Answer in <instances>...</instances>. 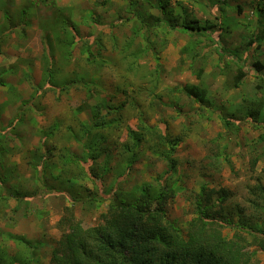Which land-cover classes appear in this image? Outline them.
<instances>
[{"label":"rangeland","instance_id":"374dc122","mask_svg":"<svg viewBox=\"0 0 264 264\" xmlns=\"http://www.w3.org/2000/svg\"><path fill=\"white\" fill-rule=\"evenodd\" d=\"M29 1L0 0V134L6 147L0 176L8 177L7 190H37L38 194L29 204L6 195L9 193L2 195L7 199L0 211V264H50L63 234L56 223L70 214L84 226L100 223L111 195L104 191L107 187L128 193L131 187L143 184L157 187L166 182L179 187L166 205V219L183 237L195 217L201 187L214 197L228 191L222 206L212 209L216 217L233 222L241 214L249 222L264 223V120L252 121L241 112V106H249L253 100L264 101V0H230L227 5L222 0H215L216 5L210 0H148V25L134 18L136 8L131 11L128 4L132 0H106L105 4H98L100 0H49L37 3V8ZM163 4L173 13L171 26L163 21ZM25 6L26 14L20 20L18 10ZM238 7L246 12L245 31L225 30L222 25V33L216 28L198 36L180 26L186 17L201 24L218 25L223 20L228 27L243 19ZM157 17L162 22L152 25ZM55 18L57 32L64 19L76 27L78 37L64 57L49 42V60L43 50L42 28ZM255 35L259 39L250 44ZM96 41L103 47L101 70L84 59L86 44L94 50ZM223 59L228 67L220 62ZM254 63L262 67L258 69ZM48 67L53 71L51 80L43 76ZM238 67L243 77L240 86L233 88ZM99 82L102 89L97 87ZM128 83L139 87L141 95L129 98L115 93L117 86ZM187 84L205 88L208 102L201 106L187 98L181 92ZM258 85L261 89L256 90ZM101 102L109 104L105 119L120 122L117 127L92 132L108 138L102 146L112 155L120 153L110 158L98 183L86 177L76 181L89 189L95 184L99 194L102 191L104 202L86 208L81 202L46 193L42 180L46 183L47 179L39 164L48 157L41 160L38 156L43 157L50 148L56 152L51 157L55 163L66 150L80 155L85 141L81 124L92 122L91 109ZM122 102L125 105L120 107ZM82 105L87 106L85 110L76 113ZM223 118L230 122L228 127ZM129 130L140 133L142 140L139 146L131 145L135 161L127 163L121 160V153L124 143L134 144ZM167 152L169 160L163 157ZM171 159L173 172H169ZM103 162V157L88 162L86 172L96 171ZM72 168L78 171L75 164ZM56 171L52 168L50 175ZM241 231L222 227L228 239L238 233L250 242L254 232ZM250 245L246 243V249L252 260L264 264V251Z\"/></svg>","mask_w":264,"mask_h":264},{"label":"trees","instance_id":"16d2710c","mask_svg":"<svg viewBox=\"0 0 264 264\" xmlns=\"http://www.w3.org/2000/svg\"><path fill=\"white\" fill-rule=\"evenodd\" d=\"M47 1L49 0H30L29 5L37 8V3H46ZM139 1L142 3H139ZM139 1H130L128 3L129 8H131V11L134 10L133 8H136L134 18L139 19L141 23H145V20H148V15L145 13L146 4L149 2L148 0ZM210 1L212 5H215V0ZM105 3L106 0H100L98 4ZM166 8V4L160 7L163 15L166 16V19H163V21L168 26H171L170 21L173 18L171 14L173 13ZM73 9V7H68L70 11ZM26 10L27 6L18 10L20 20L26 14ZM57 11H62V8H57ZM259 11L263 12V8L261 7ZM6 16L7 13H3L4 21L8 22L9 20ZM149 18L152 19L151 16ZM182 20L181 28L193 32L198 36L207 34L208 32L212 33L218 27H220L219 30L222 33L220 20L218 21V25L209 21L201 24L199 20L194 18L187 19L183 17ZM57 22L58 20L55 18L52 23H47L42 28L45 35L43 50L46 51L49 60H51L52 56L50 54L51 44L49 42L53 41L56 47L58 46L59 51H63L62 56L64 57L68 53L70 54V48L75 43L76 37H78L76 27L69 24L68 21L65 22L64 19L58 24L61 32H57ZM161 22L162 19L157 17V19H153L151 24L157 25V23ZM145 24L148 25V22ZM256 28L258 29V26ZM136 29L138 31V28ZM1 31L3 32V29ZM2 32L0 34V42L3 39ZM252 39L253 41L249 40L250 44L254 40L259 39V36L255 35ZM86 46L84 48V52L86 53L85 62L87 61L90 65L101 70L103 68L102 44L96 41L93 44V46H97L94 50L90 49L89 44H86ZM220 57H222V54ZM220 62L226 67L229 66L226 59L220 60ZM254 65L258 69L262 67L258 63H254ZM200 73L201 70H197L196 76L199 77ZM43 76L47 77L48 80L52 79L53 71L50 67H48ZM242 77L243 73L238 67L232 79L233 88L240 86L239 83ZM97 87L102 89L100 82ZM255 89H261V85L256 86ZM118 92L129 98L134 95L136 97L141 95L140 88H134L130 83L117 86L115 93ZM181 92L187 98L198 102L201 106L208 102V98L206 97L207 90L199 85L187 84ZM101 104L95 105L92 109L90 107L92 110V122L81 124L82 138L85 141L83 143L84 151L80 155L75 156L66 150L58 157V161L55 163V161L51 160V157L54 158L56 152H54L53 148H50L47 149L43 157L38 156L41 160L44 157H48L39 164L41 174L45 175L47 179L46 183L42 180L44 187H46V193H54L56 194L55 196L59 197L62 196L63 200H70L72 203L81 202L86 208H94L104 202V197L101 194L102 191L99 194V190L94 183V189H89L88 187L78 185L76 181L83 179V177L90 180L93 178L95 182L99 181L107 169L110 158L116 155L118 157L120 153L118 151L116 155H112L109 149L102 146L103 140L108 138L101 136L98 132H92L96 128L117 127L120 122L115 119L114 121L112 119L106 120L105 116L107 115V106L109 104H103V102ZM124 105L125 103L122 102L120 107ZM86 107V105L79 106L75 112L80 113ZM242 111L245 117L249 116L252 121L260 122L264 120V101L259 99L253 100L249 106H241ZM222 123L225 127L230 125V122L224 118L222 119ZM128 135L132 137L131 139L134 144L127 142L122 145L121 160H128L129 162L127 163H130L135 161V149L131 145L139 146L142 137L140 133L130 130L128 131ZM74 138L79 139L80 137L74 134ZM160 138L165 140L163 137ZM5 152V138L0 134V163ZM101 157L104 159L103 164L94 172H86L85 164ZM163 157L169 160L168 152L163 154ZM37 162L33 165L34 167ZM73 164L76 165L78 171H73ZM52 168L57 169V173L50 175ZM174 168L175 163L171 159L169 172H173ZM4 177L0 176V211L3 204L6 203V195L18 198L17 200L19 201H22L20 198L28 200L27 203L29 204V200L38 194L37 190L33 192L34 194L30 191L7 190L5 183L8 177ZM20 184H23V182ZM30 190L32 191V189ZM178 190L179 187L169 185L166 182L159 183L157 187L152 184L131 187V192L129 193L119 188H105L104 191L106 193L111 191V195L105 213L101 214L100 223L95 226H84L79 220L75 218L71 219V214L63 216L56 223V227L63 234L59 241L60 247L58 248V253L52 254L50 264H256L252 260V255L247 252L246 243H251L250 246L255 245L264 251L263 222L260 225L256 221L254 223L252 221L249 222L250 220L243 219L241 214L233 222H227L225 219L216 217L212 213V209L216 206H222L228 198V191L223 190L218 197H214L211 192L205 191L204 187H201L195 199V217L189 221L188 233L183 237L177 227L166 219V205L175 197ZM3 194L6 195L2 196ZM225 225L236 227L239 231L242 230L241 232L249 230L254 232V235H251L250 242H247L245 237L238 233L228 239L222 233V227ZM23 264L26 263L23 262Z\"/></svg>","mask_w":264,"mask_h":264},{"label":"crops","instance_id":"0c3cea01","mask_svg":"<svg viewBox=\"0 0 264 264\" xmlns=\"http://www.w3.org/2000/svg\"><path fill=\"white\" fill-rule=\"evenodd\" d=\"M225 2H227V3H225ZM229 2H230V0H222V3H225V5H227ZM225 5H224V7H225ZM237 12L243 15V19L242 20H234V21H232V24L230 26H228V27H227V23L226 22L224 23L223 20H221V26L224 25L225 26V30H229L230 27H231L234 30H240V31L244 30L245 31V27L246 26L244 25V23L246 24V21H247V16L245 15V13H246L245 9H243V11H242L241 8L238 7L237 8ZM236 22H240L239 25ZM218 28H220V27H218Z\"/></svg>","mask_w":264,"mask_h":264}]
</instances>
